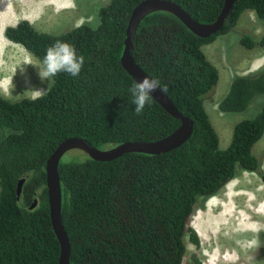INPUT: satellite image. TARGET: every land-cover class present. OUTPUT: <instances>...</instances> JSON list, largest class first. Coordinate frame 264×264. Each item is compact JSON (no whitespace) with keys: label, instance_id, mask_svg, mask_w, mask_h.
<instances>
[{"label":"trees","instance_id":"obj_1","mask_svg":"<svg viewBox=\"0 0 264 264\" xmlns=\"http://www.w3.org/2000/svg\"><path fill=\"white\" fill-rule=\"evenodd\" d=\"M140 1L108 0L98 9L95 30L81 23L53 34L39 31L27 19L4 28L7 40L38 61L60 40L74 46L85 63L78 77L55 76L47 94L35 102L0 94V264H58L60 243L49 216L45 164L62 140L78 136L104 149L126 141L157 140L179 126L153 97L137 115L128 91L135 81L120 56L129 16ZM171 1L201 23L214 21L224 4ZM247 10L264 18V0H235L220 29L208 37L163 10L140 21L131 55L160 82L174 107L191 119L192 132L183 144L159 154L128 152L100 161L83 153L60 159L61 220L70 264H182L185 238L199 244L189 226L197 207L240 171L258 173L264 185L262 159L253 150L264 134V102L253 117L234 124L225 148L204 105L219 73L203 46L230 32ZM239 43L263 47L264 36L244 34ZM261 94L264 65L235 74L217 108L242 111ZM192 261L201 264L196 256Z\"/></svg>","mask_w":264,"mask_h":264},{"label":"rangeland","instance_id":"obj_2","mask_svg":"<svg viewBox=\"0 0 264 264\" xmlns=\"http://www.w3.org/2000/svg\"><path fill=\"white\" fill-rule=\"evenodd\" d=\"M6 2L11 6L12 17L7 23L0 25V86L7 88L8 94H0L17 100L27 97L25 91L28 89L46 91L49 82L41 81L35 66L25 65L27 61H40L20 44L7 40L3 35L4 28L16 24L20 19H27L39 31L53 34L62 33L81 23L95 27L99 22L98 9L108 0H69L68 3H57L55 0ZM244 34L256 38L264 36V18H257L249 10L244 11L230 32L214 39L218 44L216 49H212L211 45L206 52L215 63L219 78L217 84L205 95L204 105L218 133L219 145L222 148L228 145L234 124L253 117L264 102V94H261L254 97L242 111L222 112L217 108L218 101L227 92L236 73H247L256 66L255 69L264 65V46L244 47L239 43L240 36ZM255 56L260 58L256 66L253 64ZM253 150L260 155L264 172V134ZM76 155L82 157L83 152L71 149L62 156V160ZM250 216L262 218L249 221V218H252ZM250 223L252 227H256L255 231L237 230ZM189 226L196 232L199 244L195 245L185 238L186 253L182 264H193L192 256H196L201 264H256V258L262 257L260 251L255 248L257 234L261 229L264 230V187L259 176L254 172H238L219 193L205 200L202 208L195 209Z\"/></svg>","mask_w":264,"mask_h":264},{"label":"water","instance_id":"obj_3","mask_svg":"<svg viewBox=\"0 0 264 264\" xmlns=\"http://www.w3.org/2000/svg\"><path fill=\"white\" fill-rule=\"evenodd\" d=\"M235 0H224L222 9L217 18L209 23H201L193 19L180 5L171 0H142L131 11L126 27V37L124 48L120 56L122 67L136 81H142L145 77H150L133 59L131 47L136 29L140 21L150 12L163 10L174 14L187 28L201 37H208L216 33L223 24L230 8ZM152 97L162 105V107L172 116L176 117L180 124L168 135L152 141H126L109 148H97L91 145L86 139L72 136L62 140L53 152L49 155L45 164V181L49 216L52 228L60 243V253L58 264H70L69 241L61 220V185L58 173V164L62 156L71 149H78L89 157L100 161H109L128 152H144L149 154H159L174 149L183 144L191 135L192 121L189 117L181 114L173 105L170 98L159 86ZM24 178L17 182V197L20 194ZM36 199L30 205V209L36 205Z\"/></svg>","mask_w":264,"mask_h":264},{"label":"clouds","instance_id":"obj_4","mask_svg":"<svg viewBox=\"0 0 264 264\" xmlns=\"http://www.w3.org/2000/svg\"><path fill=\"white\" fill-rule=\"evenodd\" d=\"M95 27H99L97 24ZM95 27L93 30H95ZM85 63V57L78 55L77 50L68 42L57 40L52 46L48 47L42 61L33 63L27 61L25 65H33L37 68L41 81H48L49 86L52 79L60 73H67L72 77H78ZM157 79L145 77L142 81H136L129 88L132 96V103L135 105V113L140 115L146 106L152 103V93L159 87ZM49 89V88H48ZM0 93L5 96L8 89L0 86ZM27 98L35 102L42 99L47 91L43 89H28L25 91Z\"/></svg>","mask_w":264,"mask_h":264},{"label":"crops","instance_id":"obj_5","mask_svg":"<svg viewBox=\"0 0 264 264\" xmlns=\"http://www.w3.org/2000/svg\"><path fill=\"white\" fill-rule=\"evenodd\" d=\"M57 3H63V2H65V3H68L69 2V0H55ZM26 2V1H25ZM24 2V3H25ZM4 3V4H3ZM8 6H7V5ZM30 4V3H29ZM32 6V5H31ZM67 7V6H66ZM0 11H1V15H0V25H4L5 23H7L8 22V19H11V14H10V11H11V6H9V4L6 2V0H0ZM6 19V20H5ZM215 41H217V40H214L213 42H210V43H208V44H205L204 46H203V50H204V52H205V54H206V56H207V58L215 65V63L211 60V58L210 57H208V55H207V51H208V49H210V47H211V45H212V49H216V47H217V45L218 44H216V42ZM209 46V48H207ZM255 59V62L253 63L255 66L259 63V60H260V58L258 57V56H255V57H253V60ZM257 67V66H256ZM256 67H254V69H252V70H255V68ZM252 70H250V71H252ZM249 71V72H250ZM236 74H239V73H236Z\"/></svg>","mask_w":264,"mask_h":264},{"label":"flooded vegetation","instance_id":"obj_6","mask_svg":"<svg viewBox=\"0 0 264 264\" xmlns=\"http://www.w3.org/2000/svg\"><path fill=\"white\" fill-rule=\"evenodd\" d=\"M261 169H262V163H261ZM246 172H254V171H246ZM254 173H256V172H254ZM256 174L258 175V173H256ZM235 177H233V178H235ZM259 178H260L262 185H263V181H262L260 176H259ZM263 187H264V185H263ZM250 217H252V218H249V221L250 220L251 221L252 220L257 221L258 219L262 218L259 216L255 217V218L253 216H250ZM245 229H251V230L253 229L255 231L256 227H252V224L250 223V225L246 226L245 228H238L237 230H239L240 232H244ZM257 235H258V241L256 242L255 248H257L258 251H260V253L262 254V257L258 256L259 258L257 257L255 262H256V264H264V230L261 229V231H259V233ZM248 236H249V233H248Z\"/></svg>","mask_w":264,"mask_h":264},{"label":"bare ground","instance_id":"obj_7","mask_svg":"<svg viewBox=\"0 0 264 264\" xmlns=\"http://www.w3.org/2000/svg\"><path fill=\"white\" fill-rule=\"evenodd\" d=\"M3 4H4V3H3ZM0 13H1V12H0ZM0 15H1V14H0ZM5 20H6V19H5ZM228 208H229V207H228ZM221 214H222V213H221ZM228 214H229V213H228ZM214 218H215V217H214ZM214 218H213V219H214ZM215 220H216V222L218 221L216 218H215ZM250 221H251V220H250ZM222 224H223V223H222ZM222 224H221V225H222ZM224 224H225V223H224Z\"/></svg>","mask_w":264,"mask_h":264}]
</instances>
